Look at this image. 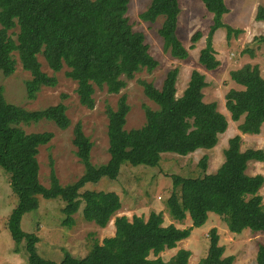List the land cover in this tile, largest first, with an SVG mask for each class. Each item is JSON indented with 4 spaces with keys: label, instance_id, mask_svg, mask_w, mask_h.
<instances>
[{
    "label": "trees",
    "instance_id": "obj_1",
    "mask_svg": "<svg viewBox=\"0 0 264 264\" xmlns=\"http://www.w3.org/2000/svg\"><path fill=\"white\" fill-rule=\"evenodd\" d=\"M131 0H0V74L10 76L16 71L18 53L23 68L31 77L25 81L29 99H35L44 86H55L56 75L42 69L39 54H43L54 72L65 66L67 76L77 81L81 104L95 107L97 88L107 87L110 93H119L127 79L143 69L151 72L159 64L150 53L143 31H136L128 11ZM214 14V23L207 45L201 49L199 61L208 69L220 65L212 45L215 31L227 27L228 36L239 33L222 20L229 12L226 0H203ZM179 0H151L141 18L155 22L164 16L159 29L164 49L178 59H187L189 49L177 34ZM256 20H264V4L256 11ZM15 28H18L16 31ZM16 36V38L14 37ZM201 32L193 36L198 41ZM264 42V35L257 37ZM194 47V45H192ZM252 52V50H250ZM180 69H170L161 88L153 82L142 81L145 94L157 104L153 108L144 104L146 122L138 128L127 129V116L131 110L123 94L117 107L106 106L109 118L108 138L110 158L94 164L91 152L94 146L78 122L74 127L73 143L76 155L84 164V173L74 182L62 184L55 170L50 174V185L40 180L39 149L48 144L53 132H27L23 125L43 119L53 121L61 129L70 127L67 105L60 102L31 110L11 103L0 86V170L9 176L12 192L18 202L5 224L16 241V251L25 241L26 256L31 264H189L191 251L179 249L169 260L162 252L173 249L188 238L194 227L204 225L209 213L214 212L226 222L230 231L241 233L245 229L264 231V203L259 193L264 175L247 172L252 160L264 161V150H242V135L237 134L225 149V160L216 172L208 173V157L204 156L200 176H173L174 191L166 202L170 215L179 221L190 215L192 225L187 228L175 223L165 224L163 212L152 211L148 218L117 215L115 234L96 241L84 256L67 253L61 261L41 256L37 249L39 237L24 231L23 216L40 206V197L58 199L64 205L63 225L72 226L74 215L81 212L87 221L105 227L122 207L116 191L86 188L103 177L116 179L122 164L157 165L162 153L187 155L198 149L216 146L220 134L229 126L228 117L219 110L217 102L204 100L206 75L194 69L183 94L177 95ZM231 78L243 88H232L226 94V108L233 120L238 121L242 133L259 134L264 127V76L258 64L246 63L231 71ZM66 97V94L64 95ZM210 247L204 264H233L234 255L225 254L216 227L210 233ZM264 264V244H259L256 263Z\"/></svg>",
    "mask_w": 264,
    "mask_h": 264
},
{
    "label": "rangeland",
    "instance_id": "obj_2",
    "mask_svg": "<svg viewBox=\"0 0 264 264\" xmlns=\"http://www.w3.org/2000/svg\"><path fill=\"white\" fill-rule=\"evenodd\" d=\"M150 3L151 0H131L128 16L134 30L144 32L146 42L150 46L149 51L158 60V66L151 72L146 69L137 72L132 79H127L126 87L119 93H110L107 87L97 88L94 108L81 104L77 93V81L66 74L69 68L65 66L59 72H54L43 54H39L42 69L50 75H56L58 83L55 86H44L35 99H29L27 96L25 81L31 77V74L23 68L17 52H15L16 71L10 76L0 74V86L4 87L5 96L11 103L31 110L42 109L60 102L68 107L67 114L72 123L67 129H61L53 121L46 119L23 125L27 132L51 131L54 134L51 141L39 149L41 182L46 186L50 185L52 169L64 185L78 180L84 173V164L76 155V146L73 143V131L78 122L82 124L84 132L94 144L91 152L92 162L94 164L107 162L110 158L107 104L116 108L120 97L125 94L131 106L126 128L141 127L146 122L144 104L157 108V104L145 94L142 81L153 82L161 88L167 72L175 67L180 69L177 81L178 96L183 94L194 69L206 75L208 85L204 88V100L217 102L219 110L228 117V129L220 134L219 141L213 148H201L187 155L165 152L155 166L132 165L125 161L116 179L103 177L96 183H87L86 188L116 191L121 197V209L105 227L94 221L85 220L81 212L74 215L76 221L72 226L63 225L64 215L61 211L63 201L40 197L39 208L23 216L22 228L26 232L37 234L38 252L47 259L61 261L67 253L79 257L86 255L96 241L102 243L105 238L115 234L114 220L117 215H127L132 219L136 214L148 218L152 211H162L165 224L175 223L182 228L191 226L190 215L179 221L174 219L167 209L166 202L171 194L174 191L180 192L179 187H174L173 176L203 175L204 169L200 166V161L204 156L208 157L205 171L216 172L225 160L224 152L229 147L231 138L237 134H241L243 138L242 150L248 148L264 150V127L259 134L242 133L239 124L243 118L238 121L233 120L226 108L228 91L232 88H243L231 78L232 70L246 63L258 64L264 76V42L257 38L264 35V20L255 18L257 8L264 4V0H226L230 10L224 14L223 22L235 30L242 31L232 32L230 37L227 27H220L215 31L212 45L220 65L214 69L206 68L199 61L200 51L207 45L211 26L214 23V14L206 8L203 0H179L181 11L177 34L189 49L190 54L187 59L175 58L164 49L163 38L159 33L164 16L158 17L155 22L141 18V13ZM15 30L17 31L18 28ZM197 32H201V35L198 41L194 42L193 36ZM14 37L16 38L15 35ZM247 172L251 175L259 173L264 175V161H250ZM259 193L264 203V184ZM17 202V196L13 194L10 186L9 176L4 169H1L0 264H31L26 256L25 241L20 245L21 251H16V241L5 224ZM214 227L218 229L220 244L225 247L224 256H235L233 264L256 263L259 244H264V231L254 232L245 229L241 233H234L214 212L209 213L204 225L194 227L188 238L181 240L177 247L162 252V256L165 260H169L179 249L184 248L191 251L189 264H204L210 247L209 233Z\"/></svg>",
    "mask_w": 264,
    "mask_h": 264
}]
</instances>
